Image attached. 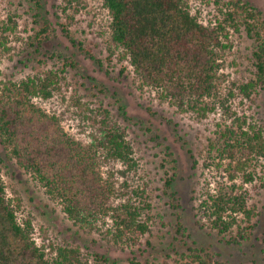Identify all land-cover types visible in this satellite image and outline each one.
<instances>
[{
	"label": "rangeland",
	"instance_id": "374dc122",
	"mask_svg": "<svg viewBox=\"0 0 264 264\" xmlns=\"http://www.w3.org/2000/svg\"><path fill=\"white\" fill-rule=\"evenodd\" d=\"M186 1L191 14L203 24L221 18L218 10H223V2ZM249 1L264 17V0ZM70 6L77 10L72 21L63 14L62 8L67 14L70 10L60 0H0V26L6 29L0 48V86L52 74V96L37 102L45 111L61 116L71 137L86 143L103 123L120 129L134 166L115 165L114 169L124 172L123 176L115 174L119 193L115 202L136 207L147 231L135 244L116 245L106 232L108 226L93 230L72 223L59 202L19 170L0 145V177L7 197L19 206V223L32 225V238L47 254L58 247L74 248L87 264H128L133 258L175 264L177 254L186 253L188 247L218 253L224 264H264V159L253 162L254 181L243 186L247 205L255 213L250 222L254 228L245 240L227 244L236 228L223 238L202 222L195 225L193 218L207 192L224 182L205 166L220 132L239 125L260 129L264 138V90L257 89L249 98L238 91L254 77L251 41L244 31L227 30L228 48L217 82L219 99L206 100L212 111L200 117L176 108L159 92L140 84L128 61L108 44L109 17L101 0H73ZM42 18L51 28L49 53L36 52L30 45ZM225 98L227 102L220 104ZM170 176L175 180L171 190L177 193L178 209L171 207L164 191V181ZM246 225L245 220L238 222L241 229Z\"/></svg>",
	"mask_w": 264,
	"mask_h": 264
},
{
	"label": "trees",
	"instance_id": "16d2710c",
	"mask_svg": "<svg viewBox=\"0 0 264 264\" xmlns=\"http://www.w3.org/2000/svg\"><path fill=\"white\" fill-rule=\"evenodd\" d=\"M60 1L70 10L67 14L62 8L63 14L72 21L77 11L70 6L73 0ZM219 2L224 6L218 10L221 18L203 24L191 14L186 0H101L109 17L108 44L128 61L141 85L156 90L176 108L204 117L212 111L205 101L219 99V65L228 48V29L243 30L251 41L254 77L238 87L239 94L249 98L257 89L264 90L262 12L249 0L214 1ZM41 20L30 45L36 52L49 53L51 28ZM5 32L0 26V48ZM53 85L52 74H45L0 86V145L19 170L59 202L72 223L93 230L108 226L106 232L114 244H135L147 226L136 207L115 202L119 198L115 174L124 175L115 165L134 166L124 133L103 123L86 143L71 137L61 116L45 111L37 102L52 96ZM226 102L225 98L220 104ZM235 128L226 127L210 148L214 153H208L205 166L224 182L207 192L193 215L195 225L202 222L223 238L236 228L235 236L226 241L232 245L245 240L254 228L250 222L255 213L247 205L243 186L254 181L253 162L264 159L261 130ZM173 181L172 176L165 179L164 191L171 207L178 209ZM133 193L141 195L138 190ZM18 208L7 197L0 177V264H87L74 248L58 247L47 254L32 238V225L17 220ZM243 220L247 225L241 229L238 222ZM177 227L182 225L178 222ZM177 255L175 264H224L218 253L202 247H188ZM128 264L153 263L133 258Z\"/></svg>",
	"mask_w": 264,
	"mask_h": 264
}]
</instances>
